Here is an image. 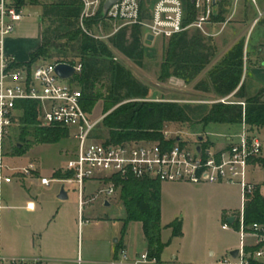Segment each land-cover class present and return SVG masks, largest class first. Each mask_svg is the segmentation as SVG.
<instances>
[{
  "label": "rangeland",
  "instance_id": "rangeland-1",
  "mask_svg": "<svg viewBox=\"0 0 264 264\" xmlns=\"http://www.w3.org/2000/svg\"><path fill=\"white\" fill-rule=\"evenodd\" d=\"M156 1L143 0L144 7L141 8L142 22L147 23L149 21ZM181 1L187 2L188 0ZM236 1L226 0L227 4L223 7L222 15L220 14L221 10L219 7L213 8L211 6L209 8L205 0L200 1L199 7L194 6L197 17L189 25L194 24L202 17L208 16V19L205 22L206 24L203 25V29L192 27L188 31H190V34H194L196 31L201 32L207 46L216 51L211 64L191 82H186L176 77H172L166 82H161L159 79L164 50L168 47L171 38H157L151 43L146 44L142 67H139L133 61L113 49V59L129 70L133 77L149 86L151 90L150 96L147 99H128L122 103H176L189 116L191 120L189 122L164 123L161 131L162 136V132L168 131L170 136L174 134L182 135L184 141H188L192 146L199 141L200 137L203 138L202 142L204 143L209 141L220 145L227 136L233 137L241 132V123L239 125H206L202 122L213 105L234 103L236 101L234 98L235 93L221 98L214 93H204L196 90L197 84L208 81L209 70L246 34V28L240 25L244 18L245 10L240 4L237 7ZM247 1L253 4L257 17L261 18L262 14L255 7V3L252 0ZM257 1L259 3V0ZM8 2L9 5L14 7L12 2ZM103 3L104 0H102L101 6H103ZM101 6L98 7V10L92 17L86 20H96L98 17L97 13L102 8ZM209 9H211L210 14H208ZM19 10L23 13V18L20 22L23 21L33 25L30 27L29 33L27 31L21 33L20 37L25 40L30 39V37L31 39L35 36L37 37V32L34 34L33 30L41 23V9L25 5ZM121 24V21L105 19L101 22H94L90 28L87 27L85 22L83 27L81 24L80 26L88 35L99 41L107 42L110 37L116 34L115 31ZM134 26L141 28L142 38L146 41L148 37L147 28L142 25H132L128 26V28L131 29ZM43 29L42 25V35ZM24 42L26 43L27 41ZM261 60H264V57L257 58L256 61L259 64ZM49 61L51 60H47L46 62ZM245 61L246 64L248 62L251 65V60L246 58V56ZM67 83L71 82L68 81ZM109 85V80L104 79L97 86V90L105 95ZM259 86L260 83L253 78L252 73L249 71L247 92L249 94H255L257 90L264 87V84L260 88ZM103 105V100H99L94 107L90 108V118L93 121H99L92 135V138L96 141H103L109 138V130L104 127L103 121L113 109L107 114H104ZM19 132L18 123H15L3 144V153L6 157L5 161L9 166L22 168L29 166L31 163H36L40 168V176L42 177L49 179L56 178V174H60L62 178L65 177V166L75 156L78 146L77 140L73 135L69 134V136L60 138L52 144H42L35 142L33 138L29 139V143L21 141L19 139ZM252 132L258 136L262 143V154L258 158L257 164L250 169L248 179L257 185L261 195L264 196V129ZM26 150L27 152H24ZM15 157L21 158L19 160L12 159ZM15 164L17 166H14ZM38 185L40 186L39 180ZM63 186L62 183L55 181L49 188L40 186V188H35L32 192L33 198L45 207L46 214L44 216L47 217L50 215L51 217V223L49 219L44 222L46 227L44 231L48 230L49 232H53L56 226L65 227L71 223L69 228L73 227V234H75L76 239L77 237L80 239L81 244L84 242L85 247L89 242L90 236L95 242L97 241V246L101 245L102 248L113 243L116 238L122 239L123 237L135 250L139 251L142 248L144 235L141 222L130 223L126 230L127 235L124 232L125 224L122 219L125 214L119 198V191H117L114 197L109 199L108 202L112 205L106 207L103 199L101 197L97 198V190L100 187V183L92 181L85 183L90 193L84 197V200L87 202L84 208H89L91 213L89 214L90 216L87 212L82 213L81 220L84 221L83 227L75 228L74 224L78 222V193L74 190L73 186L66 185L65 191L69 194V199L60 200L58 197ZM2 197L3 190L1 191V205L3 206L5 203L2 201ZM242 207V194L238 186H213L210 184L197 186L188 183H162L161 224L165 227L175 220H180L183 226V235L181 237H173L171 229L163 230L162 241L164 243L170 242L162 256L163 261L172 262L175 256H178L179 262L183 264H221L225 261H230V248L234 246L236 249H240L241 238L239 231L228 224V215L235 213L234 215L238 218ZM57 211L60 212L59 216ZM1 212L4 215L6 211L1 210ZM74 212H76L75 222L72 221V218H74L72 214ZM56 214L57 216L53 217ZM87 219L93 221H87ZM225 224L229 225L230 228L228 230L222 229ZM259 247L260 245L256 244V238L248 236L247 248H250L251 251L249 253L247 252V259L250 264H260L259 261L255 260V254L260 249ZM98 257L99 259L102 258L100 255Z\"/></svg>",
  "mask_w": 264,
  "mask_h": 264
},
{
  "label": "trees",
  "instance_id": "trees-1",
  "mask_svg": "<svg viewBox=\"0 0 264 264\" xmlns=\"http://www.w3.org/2000/svg\"><path fill=\"white\" fill-rule=\"evenodd\" d=\"M8 1L17 9L25 5L40 8V20L44 28L42 43L31 53L30 60L27 63H14L13 66L15 68L26 66L31 73L35 65L47 60L72 64L80 62L82 72L73 81L78 83L82 91L84 110L90 114V108L99 100L104 102V114L113 109L103 121L104 127L109 130L108 142L159 140L162 138L164 123L191 121L184 109L176 103H122L128 99H147L150 96L149 86L137 80L129 70L113 59L114 49L139 67L143 66L148 39L143 40L140 27L134 26L131 29L124 27L107 42H102L85 33L80 26L82 0ZM140 4L141 8L144 7L143 0ZM226 4V0H221L215 6L220 8L221 15ZM183 5L184 25L188 26L196 20L197 13L191 0L183 1ZM102 8L97 13L98 20L85 21L88 28L94 22L105 20ZM245 47V39L238 41L209 70L208 81L196 85V90L214 93L221 98L235 93L234 103L215 104L211 107L202 120L206 125H239L245 114V122L250 132L264 129V87L255 94L247 92L251 65L248 62L246 64ZM215 51L207 46L199 31L194 34L186 31L173 36L164 50L160 81L166 82L172 77L186 82L193 81L211 64ZM104 79H108L110 83L105 95L97 90V86ZM39 106L37 101H17L15 106L17 117L14 121L18 123L19 139L29 143V139L33 138L38 143L52 144L60 138L69 136L70 133L66 129L41 126ZM208 144L209 141L205 142V145ZM56 175L62 177L60 174ZM69 175L67 173L65 177ZM113 181L120 192L119 198L124 208L125 216L122 219L125 224L124 232L126 233L130 223L141 222L148 256L160 264L162 254L170 243L162 241L163 230L171 229L173 237L183 235L180 220H175L165 227L161 224V182L120 177H114ZM243 214L246 225L257 223L264 226V196L261 195L259 188L245 202ZM231 226L239 230L236 220ZM246 250L248 253L251 251L250 248Z\"/></svg>",
  "mask_w": 264,
  "mask_h": 264
},
{
  "label": "built area",
  "instance_id": "built-area-1",
  "mask_svg": "<svg viewBox=\"0 0 264 264\" xmlns=\"http://www.w3.org/2000/svg\"><path fill=\"white\" fill-rule=\"evenodd\" d=\"M196 0L195 6H200ZM209 8L215 7L212 0H205ZM255 2V0H252ZM83 12L80 24L92 17L102 0H82ZM211 9L208 10L210 14ZM23 18L21 10L9 5L8 0H0V187L10 184L13 176L32 177L39 173L36 163L27 167H11L6 163L3 144L10 129L15 125L17 117V101L30 100L39 102V122L44 127L66 129L77 140L75 156L65 166L67 177L47 178L39 176L40 185L49 188L55 181L65 187L76 186L79 192L81 211L84 200L85 183L97 182V198L103 203L117 193L114 177L134 180H156L162 183H188L191 185L222 184L238 186L241 190L243 207L238 218L241 246L239 256L221 264H250L247 259V238H256L260 249L255 260L264 264V226L260 224L246 225L244 204L252 195L257 185L250 182V169L257 164L262 154V143L257 135L250 132L245 122V114L241 123V132L228 136L222 146L215 142L198 141L193 146L184 141L179 134L169 135L162 132L159 140H130L121 143L96 141L92 135L99 121H93L83 107V94L74 78L81 74L80 62L70 63L57 60L38 64L30 73L26 66L15 68V58L7 54V39L15 33L17 25ZM185 11L181 0H158L147 23L141 20V4L139 0H121L112 6L105 19L121 21L116 29L132 25L147 28V35L154 39H170L175 35L188 31L192 27L203 29L208 16L202 17L192 25H184ZM60 64H67L75 69V74L68 80L61 79L55 72ZM70 81L71 83H67ZM181 138V141H178ZM198 147L200 150H198ZM228 224L223 225L228 230ZM128 260L126 250H120L118 257L109 264H125ZM25 258L8 259L0 253V264H31ZM77 264H83L79 255ZM133 264H158L148 253L140 256Z\"/></svg>",
  "mask_w": 264,
  "mask_h": 264
},
{
  "label": "crops",
  "instance_id": "crops-1",
  "mask_svg": "<svg viewBox=\"0 0 264 264\" xmlns=\"http://www.w3.org/2000/svg\"><path fill=\"white\" fill-rule=\"evenodd\" d=\"M236 3L237 7L240 4L245 10L244 18L240 24L246 28V34L242 37V39H245L246 43L245 55L246 58L251 60L249 71L252 73L253 78L260 83V88L261 85L263 86L264 84V60H261L259 64L256 60L257 58L264 57V0H259V3L257 0L254 2L256 5L255 7H257L258 11L262 14L261 18L257 17L254 6L251 2L247 0H237ZM31 26L33 25L23 21L20 22L15 33L7 39L6 52L14 57L17 63H27L30 60L31 53L36 51L41 45V23H39L37 28L33 30L34 34L37 32V37L35 36L33 39L30 37V39L28 38L27 40L20 37L21 33H25L26 31L29 33ZM24 41L27 42L25 43ZM224 142L220 144V146H222ZM20 158L21 157H15L12 159L19 160ZM14 166L17 165L15 164ZM40 174L39 168V173L32 177L16 175L13 176L12 183L3 184L0 187V211H6L4 215H2V212L0 213V253L6 258H25L31 260V264H77L80 255L83 264H109L112 260L118 257L119 251L123 249L127 251L129 260L125 264H133L140 259L142 254L147 252L145 237L142 248L137 251L124 237L122 239L116 238L113 243L102 248L101 245L97 246V241L95 242V240L89 236V242L85 247L84 242L81 244L80 239L78 237L76 239L75 234H73V227L69 228L71 223L65 227L56 226L53 232H49L48 230L44 231L46 228L44 222L49 219V222L51 223V217L50 215L47 217L44 216L46 214L45 207L40 205V202L35 200L32 196L33 190L35 188L38 189L41 186L38 185ZM210 185L218 186L222 184ZM73 187L78 193V222L77 224L75 223L74 226L75 228H80L83 227L84 224V221L81 220L82 213L84 214L87 212L89 215L91 210L87 207H83V211H81L79 192L77 187ZM2 190V201L5 203L3 206L1 205ZM88 193L90 192L85 186L84 197ZM67 195V199H69V194L67 193ZM111 205L112 204L107 207H110ZM59 213L60 212L57 211L58 216ZM57 214L53 215V217H56ZM234 214L235 213L228 215V220L232 217L235 218L236 216ZM72 215L74 217L72 218V221L75 222L76 212ZM87 221L92 222L93 220L87 219ZM125 234L127 235V232ZM235 249L236 247L232 246L230 248V253ZM99 255L102 258L99 259ZM160 264L183 263H180L179 257L175 256L172 262L163 261L161 257ZM260 264L262 263L260 262Z\"/></svg>",
  "mask_w": 264,
  "mask_h": 264
},
{
  "label": "water",
  "instance_id": "water-1",
  "mask_svg": "<svg viewBox=\"0 0 264 264\" xmlns=\"http://www.w3.org/2000/svg\"><path fill=\"white\" fill-rule=\"evenodd\" d=\"M120 1L121 0H104L103 8H102V15H103V17L106 18L107 14H108V12L110 10V8L112 6H114L115 4H117L118 2H120ZM219 1H221V0H212V3H213L214 6H216ZM139 2H142V0H139ZM191 2H192V4H195L196 3V0H191ZM147 39H148V43H151L154 40L153 36H151V35H149L147 37ZM55 72H56V74L61 79L68 80V79H70L75 74V69L72 66H70V65L60 64V65H58L56 67ZM202 140H203V138L200 137L199 138V141H202ZM178 141H181V138H178ZM198 150H200L199 147H198ZM67 197H68L67 192L65 191V189L63 187L62 190H61V192H60V194H59V199L66 200ZM109 205H110L109 202L106 201L105 202V206L107 207ZM234 221H235V218L234 217H232V218H230L228 220V222H229L230 225L233 224ZM239 253H240V250L239 249H236V250H233L230 253V256L232 258L236 259L239 256Z\"/></svg>",
  "mask_w": 264,
  "mask_h": 264
}]
</instances>
